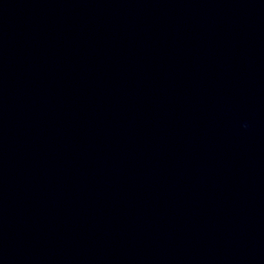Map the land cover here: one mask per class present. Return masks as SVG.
Returning <instances> with one entry per match:
<instances>
[{
  "label": "clouds",
  "instance_id": "1",
  "mask_svg": "<svg viewBox=\"0 0 264 264\" xmlns=\"http://www.w3.org/2000/svg\"><path fill=\"white\" fill-rule=\"evenodd\" d=\"M245 127H247V125H245Z\"/></svg>",
  "mask_w": 264,
  "mask_h": 264
}]
</instances>
